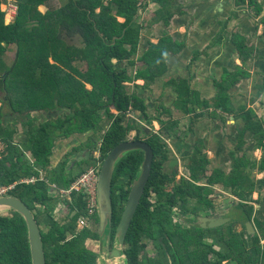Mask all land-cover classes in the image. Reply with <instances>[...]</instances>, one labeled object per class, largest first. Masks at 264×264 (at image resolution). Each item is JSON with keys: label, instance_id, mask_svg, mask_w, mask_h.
<instances>
[{"label": "trees", "instance_id": "1", "mask_svg": "<svg viewBox=\"0 0 264 264\" xmlns=\"http://www.w3.org/2000/svg\"><path fill=\"white\" fill-rule=\"evenodd\" d=\"M49 1L0 0V18L4 15L2 4L12 2L18 8L13 25L5 26L0 20V54L5 52L3 43L16 44L19 48L14 64L0 71V101L8 106L10 112L21 117L26 115L30 120L23 124L22 130L28 142L22 144V148L14 142L17 130L5 126L0 120V134L8 150L0 161V183L9 185L22 178L40 177L43 172L44 181L39 180L32 185L20 184L10 195L21 199L35 213L41 228L46 263L97 264L99 255L96 249L87 248L88 240L99 241L97 210L90 217L95 229L86 227L80 230L79 219L88 214L87 200L84 194L75 193L71 201H65L71 214L65 222H58L52 212L59 200L49 193V186L55 184L59 189H69L81 174L97 165L94 151L100 152L99 160L102 162L116 146L130 141L129 134L134 130L131 112L140 111L142 116L145 115V120L152 123L154 118L146 113L142 95L130 93L126 84L143 80L145 83L140 89H149L156 79L166 74L167 60L171 54L178 55L187 49V38L180 41L165 34L158 44L148 41L149 49L142 51L141 45L147 41H144L145 28L138 23V18L141 10L148 9L150 3L140 5V0H111L107 4L106 0H67L54 11H50ZM178 1L181 0H152L151 3L159 4L161 9L149 27L161 22L170 25L177 13ZM235 1L238 7H254L259 13L264 12L262 0ZM41 6L48 8L46 13L40 11ZM29 24L33 25L31 30L27 27ZM230 24V21L223 24L222 33L210 47L226 44L227 36L231 35ZM64 31L80 36L82 45L75 47L66 44L61 34ZM233 39L241 60L248 62L254 58L255 49L247 46L246 38L236 32ZM136 56L138 59H133ZM203 56L209 57L210 53L203 52ZM79 60L88 66L85 73L74 65ZM138 62L143 68L132 79L128 67ZM124 63L128 67L122 68ZM243 69L239 67L235 72L223 75L213 105L186 81L174 82L178 94L176 107L192 118L193 129L209 112L217 122V129L227 123L228 115H234L246 124L244 132H238L241 138L246 130L264 136V118L261 119L248 106L235 108L229 96L230 88L251 78V73ZM1 93H5L4 97ZM162 104L158 107L172 116V111ZM112 110L118 114H113ZM40 111L59 115L40 122L39 117H32L34 112ZM107 119L112 120V124L108 129H103L102 123ZM160 124L161 134L151 135L144 140L154 150L155 159L144 196L126 236V264H264V220L256 215L253 206L244 205L245 209H240L242 213L239 211V217L246 223L256 221L259 229L254 236L248 235L247 229L239 233L232 226L206 230L194 226L187 230L173 221L175 211L186 210L191 201L198 206L193 207L190 214L187 210V216H196L202 205L213 208V203L204 188L185 179L178 185L175 176L166 173L165 164L170 155L166 150V140L177 134L180 120L160 119ZM89 132L93 135L86 142L74 148L63 161L53 164L52 157L58 140ZM139 140L140 137L135 139ZM204 148V144L198 143L191 156L189 168L195 181L206 176L209 160L204 155ZM85 150L91 152L90 157L81 162L74 161L68 170L69 157ZM143 161L141 151H132L121 159L115 169L111 195V244ZM245 166V162H237L236 177L225 182L229 188L234 187L235 192L245 181L242 170ZM215 183L224 182L213 179L211 184ZM152 196L155 201H152ZM43 226L48 230L45 231ZM206 237L212 243H205ZM145 239L155 245L158 258L148 257L143 242ZM0 264H32L27 224L14 211L0 215Z\"/></svg>", "mask_w": 264, "mask_h": 264}, {"label": "crops", "instance_id": "2", "mask_svg": "<svg viewBox=\"0 0 264 264\" xmlns=\"http://www.w3.org/2000/svg\"><path fill=\"white\" fill-rule=\"evenodd\" d=\"M205 1H206V3H204V4L207 5L208 0H205ZM230 2H231V4L229 7L232 8V10H233L232 13L233 14L234 13L240 14V16L238 17V18H240V20L239 21L234 20L233 21L234 23L230 24L231 35L227 36L226 44L225 45H221V44L217 45L215 48L210 47L213 40L216 39L222 33L223 26H224L223 24L225 22H228L230 17L226 20H222V18L225 17L226 14L222 15V13H223L222 10H219V14H218V16H216V12H214L212 10L211 5H208L209 6V8L207 9L208 11L206 13L202 14V16H201L202 19H201V21H199V30H196L195 32H193L192 30L190 31V32H193L191 34L190 39H192V44H193L192 50H195V49L197 50L195 52L196 55L195 56L193 55V57H192V56L187 54L188 51H186V50L183 53L178 54V55L171 54V56L167 60V68L168 69H167L166 74L163 77L156 79L155 83L147 90L152 91L154 86L156 87L158 84L164 83V89L167 92L166 95L168 93H170L169 92L170 89H173L172 90L174 92L173 94H176L175 97L177 100L178 94L176 93V91L174 89V86H175L174 82H177L178 80H183V81H186L189 85H191L193 90L198 91L204 100L209 101L211 103V105H213V102L218 97V92H219L218 91V84L222 82L223 75L226 72H229V73L235 72L237 70V68L242 67V69L244 68L243 69L244 71H247V72L249 71L251 73V78L244 79V80H242L241 84H238L237 86H233L232 88H230L229 96H230L231 101L233 102V106L235 108H242V107H247V106L250 107L252 105L251 101H254V98H256L258 101L259 99H262L264 97V89L262 88L264 86V25L257 23L255 19L248 20V17H247L248 9H247V7L245 8V10L236 12V9H235L236 4H234V2H236V1L230 0ZM145 3H147V2H145ZM152 4H154L155 8H157L158 6L160 7L159 4H157L155 2L151 3V1H150L149 7ZM42 7L46 11L48 10V8L46 6L40 7V11L42 13H46V12H43L41 10ZM9 8H10V5H8V4H2L1 5V11L3 12L4 15L2 16V18H0V20H2V23H4L5 26L13 25L16 21V18H17V13H16V15H12V13L9 12ZM249 11H252V10L250 9ZM157 12H156V14H157ZM253 13H254V11H253ZM184 14H185V12H183V11L176 13L173 20L176 21L177 19H181V20L184 19L183 18ZM220 15H222V16H220ZM254 15H255V13H254ZM181 20H180V22H182ZM158 24H161V23H157L153 27H156V25H158ZM170 25H171V23H170ZM170 25H165L164 23L162 24V27H161V30H162L161 33L162 34L160 37L157 35V32H155L153 34L155 37H159V42H160L161 38L164 37L165 34H168V32H166L165 30H167V28ZM32 26L33 25L29 24L27 27H29V29L31 30ZM189 26H190V24L188 25V28H189ZM183 27L184 26L182 23H179V24H176L173 26V28L176 29L177 31L187 29L186 27H185V29ZM169 28L171 29L172 27H169ZM236 32L240 33L244 38L247 39L245 42L247 43V46L249 48L255 49L254 58L249 60L248 62L241 60L240 53L238 52V49H237L236 45L234 44L233 35ZM258 33H259V36H258ZM174 38H176V40H180V39H178V37H174ZM159 42L154 43V44H158ZM2 45L5 47V52L2 55L0 54V66H1L0 71H3L4 68L8 69L14 64V62L17 59V54L19 51V48L16 44L6 45L5 43H3ZM223 46H225V47H223ZM204 47H206V48L204 49ZM203 52H209L210 56L204 57ZM0 78H2V76H0ZM138 82L139 83L142 82V83H140L141 85H139L140 87L143 86L145 83L143 80H138ZM88 88H89V86H88ZM90 89H91V87H90ZM1 94H3V93H1ZM164 95L165 94L161 95V99L159 101V104L162 101V103L165 107L171 109V107L164 104L165 103V101H163ZM171 96H169V94H168V97H171ZM257 105L259 107V103ZM173 106L175 107V105H173ZM3 107H4L3 102L0 101V120H1V122H3V124L5 126H10V127L14 128L15 130H17V135H15L14 142L16 143V145H20V148H22V144H25L28 142V141L25 142L26 139L28 140V137L24 134V132L22 130V124H24L25 121H22V123L18 122V124H20V126H21L20 133H22V134H19L18 124L13 123L14 121L13 120L11 121V117H8V116H16V113H14V112L13 113L12 112L11 113H3L4 112ZM176 108H178V107H176ZM34 114H32V117L34 116ZM35 116H37V115H35ZM18 118H20V117H18ZM19 120L20 119H18V121ZM177 120H180V119H177ZM203 120L205 121V124H206V127H205V125L203 126V128L205 127V129L207 131L205 133H209L210 136H212V143H211L212 147L209 145V143L207 144L208 141H206V140L199 139L198 143H202L204 141V147L210 148V152H212V153H210V157H209L210 160L212 161L211 166H212V168L219 170L217 177H214V179H218V180L220 179L221 181H225V180H227V178H229L227 176L230 175L229 170H231V169H228V166L226 163H229V160H230L229 155H230V153H232V150L234 149V142L231 139L230 135H227L225 132H222V131L214 132V129L212 128L213 127L212 124L214 125L213 122H216V121L212 119V116L209 112H207L206 115L198 121L199 123L197 122L196 128H197L198 124L202 125L201 121H203ZM39 121H40V118H39ZM181 122H182V119L180 120L179 125H181ZM199 130H200L199 132H201V130H202L201 126H200ZM191 131H194V129L192 128ZM178 134H179V129L177 131V134L173 135L172 138L168 139L167 141H170V143H173L174 141H181V139H182V141L179 142V146L183 147V143H184L183 141L185 139L182 137L181 138L178 137ZM181 134H182V132H181ZM216 134H219V135L215 136ZM83 135H86V134H83ZM70 138H72V136L69 138L58 140L56 143V146L54 148V152H55V149H58L61 152L62 157H63V155L66 154L67 150L70 148V143H69V146L67 145L68 141H70L69 140ZM186 146H187L188 151L192 152L191 155L194 153V151L197 147V145H196L195 148H192V146L187 143L185 145L184 149H182V150H185ZM7 152H8V150H7ZM69 153H67L65 155V157ZM58 161L59 160L57 159V161H55L53 164L57 165ZM69 163H70V161H69ZM225 173H227V174H225ZM254 178H256L255 175L252 176V179H254ZM263 178H264V175L262 174V175H258V178H256V179H257V181H261ZM220 185H224V184H220ZM259 197H260L259 192H256L254 195L251 196V198H254V199H258ZM219 204H220V201H218L217 205L220 206ZM227 207L228 206H226V208ZM222 208H225V207L223 206ZM256 211L259 212L260 217L262 218V220H264V205H261V206L257 205ZM239 215L240 214L235 215L236 218L240 221L235 225V230L239 233H242L245 231V229H247L248 235L250 234V236H252V233H250L249 229H248L249 222L246 223L247 222L246 220L243 221L242 218L239 217ZM65 216H66V214L63 217H65ZM223 217H225V216L223 215ZM88 242L93 243V240H88L87 246H89ZM263 243H264V241H263ZM100 263H101V260H98L97 264H100ZM226 263H228V262H226Z\"/></svg>", "mask_w": 264, "mask_h": 264}, {"label": "rangeland", "instance_id": "3", "mask_svg": "<svg viewBox=\"0 0 264 264\" xmlns=\"http://www.w3.org/2000/svg\"><path fill=\"white\" fill-rule=\"evenodd\" d=\"M108 1H111V0H106V4L108 3ZM150 1H152V0H140V5L141 4L144 5L145 2L150 3ZM66 2H67V0H50L49 3H48V6L50 8V11H54V10L60 9ZM178 3H179L180 7H178V9H177V13L183 11V12H185L186 15L184 14V16H183L184 19H182V20L181 19H177V20L175 19L176 21H174V20H173L174 22L171 21L170 22L171 25L169 27H172V28L170 29L168 27L167 30H165V31L168 32V34L170 36L178 37V39H180V41H183L185 39V37H186L187 38V49H186V51H188L187 54L192 56V57H193V55L194 56L196 55L195 52L197 50L196 49L192 50L193 44H192V39H190V37H191V34L193 32H195L196 30H199V21H201V19H202V17H201L202 14L206 13L208 11L207 10L209 8L208 5H211L212 10L214 12H216V16H218L219 10H222V12H223L222 15L226 14V16L222 18V20L228 19L233 14L232 13L233 12L232 8L229 7L230 4H231L230 0H208L207 5L204 4V3H206L205 0H181V1H178ZM262 3H264V2H262ZM234 4H235V2H234ZM158 7L155 8L154 4H152L146 11H145V9H142L141 12H140V18H138V23L142 24L144 26V28H145L144 41H147V42H143L142 43V45H141V50L142 51L144 49L145 50L149 49L150 45L148 44V41H150L152 43L159 42V37L162 34L161 33V31H162L161 27H162V24H163L162 22H161V24L156 25V27H153V26L149 27V23L152 22L153 20H155L154 18L156 17L155 16L156 12L161 8V6L159 8ZM235 8H236V6H235ZM41 10L43 12H47L43 7H42ZM222 15H220V16H222ZM237 15L238 14H236V13H234L232 15V17H233V20H231L232 23H234L233 22L234 20H238V21L240 20V18H235ZM247 17H248V20L255 19L257 23H260V19L257 18L256 15H254L253 10L252 11H249V10L247 11ZM180 20L182 22H180ZM175 23L176 24L182 23L183 26H184L183 28L185 29V27H186L187 29L186 30H180V31L178 30L177 31L176 29L173 28V26L176 25ZM189 24H190V26L188 28ZM191 30L193 32H190ZM155 32H157V35L159 37H155L153 35ZM61 34H62V40L66 44L71 45V46H75V47L76 46L78 47V46L82 45V38L80 36H78V35H69L66 31L62 32ZM206 47H204V49ZM133 59L137 60L138 56L134 57ZM74 65L77 66V68L82 73H85L88 70V66H87L86 62H84L82 60L81 61L80 60L77 61ZM126 66H127V63H124L122 68H124ZM142 68H143V65L141 63H139V62L137 64L133 65V66H129L128 69H129V74H130L131 78L134 79V76L136 75V72L138 70L142 69ZM131 82L132 83L126 84L127 87H128L129 92L130 93H139V94L142 95V99L145 101L148 114L154 118L153 124L151 126L145 125V127L150 131L151 134L154 133V132H152L153 130L155 132H158V130L160 129V119L164 121L169 116L162 110V108L158 107L159 101L161 99V95H163V94H165L164 95V100H163V101H165L164 104H166L167 106L171 107L173 118L174 119H180V120L182 119L181 125L179 126L178 137H180V138L182 137V138L185 139L183 141L184 142L183 143V147L179 146V142H181L182 139H181V141H174L173 143H170V141H167L166 150H168V151L170 150V151H172V153L175 152V155L177 157H179V159H180V165H179L180 172H182V173L186 172L185 167H183L185 162L183 160L182 155L190 157L192 152L188 151L187 146H186L185 150H182V149H184L185 145L188 143V144H190L192 146V148H195L196 145L198 144L199 139H202V140L208 141L207 144L209 143V145L211 146L212 136H210L209 133H205V132H207L206 129H205V127H206L205 121L204 120L201 121L202 125L198 124L197 128H196V124H197L196 123L195 126H194V131H191V129H192V118L190 116H188V115L186 116L180 109L176 108V104H175L176 103V97H175L176 94H173L174 93L172 91L173 89L169 90L170 93H168V94H169V96H171V95L172 96L168 97V94L166 95L167 92L164 89V83H162V84L160 83L156 87L154 86L152 91H149V90H141L140 89L139 85H141L140 83H142V82L139 83L137 80H134V81H131ZM89 88H90V86H89ZM4 94L5 93L1 94V96L4 97ZM161 104H162V101H161ZM173 105H175V107ZM3 110H4L3 113H11L7 105H4ZM64 112H65V110H63V113ZM34 113H33L34 114L33 117L34 118L39 117L40 118V122H46V121H48L50 119L57 118L58 114H59V113H46L44 111H40V112H37V113L34 112ZM112 113L113 114H118L114 110H112ZM35 115H37V116H35ZM8 117H11V121L13 120L14 121L13 123H17V124H18V122L22 123V121H25L24 123H27L26 121H30V120H28L29 117H27L26 119L24 117L23 118L21 117L23 120H21V118H18L16 116H8ZM155 117H158V120H155ZM159 117H160V119H159ZM18 119H20V120L18 121ZM213 123H214V125L212 124V126H213L212 128L214 129V132L222 131V132H225L227 135H230L231 139L234 142V147L236 148L238 143H239V133L238 132L240 131L241 128L244 127L243 121L242 120H238V119H236L234 117H230L229 118V122L226 123V124H222V128L221 129H217L216 128V125H217L216 122H213ZM102 124H103L102 125L103 129L104 128L108 129L110 127V125L112 124V120H110V119L104 120V122ZM204 125H205V127L203 128ZM200 126L202 127L201 132H199L200 131L199 130ZM22 129H23V124H22ZM20 131H21V126H20V124H18V132H19V134H22V133H20ZM103 132L104 131L102 130V133ZM181 132H182V134H181ZM91 135H93V133L89 132L88 134L81 136L79 139L72 138L71 139V143L68 141L67 144L70 143V148L67 150L66 154L69 153L73 149V147H75V146L77 147L81 143L86 142V140H88V138ZM218 135L219 134H216L215 136H218ZM140 137L141 138H145L146 135H141ZM136 138H137L136 132H132L131 131L130 134H129V139L130 140H135ZM245 140H246V147L247 148L245 147L244 149H246V151L248 152V148H250V147L252 148L253 147V142L252 141L253 140L255 141L256 139L253 137L252 134H246ZM27 141L28 140L26 139L25 142H27ZM99 147H100V145H99ZM207 150H209L208 153H209V156H210V153H212V152H210V148H208ZM177 151H180V152H177ZM66 154H64L63 157H62L61 152L58 149H55L54 155L52 157L53 163L55 161H57V159L59 160L57 163H60L61 161H63V159H64ZM27 155H28L29 159H32L30 154H27ZM93 155H94V157L96 159H100L101 158V155H100L99 151L94 152ZM254 155H256L257 157H261V153L260 152H256V154H254ZM248 160H250L249 157L247 158V161ZM73 162H74V158L72 159V162H71L72 165H73ZM72 165H71V167H72ZM68 167H69V165H68ZM172 168H174V167H169L168 168V166H167L166 167V172L167 171L168 172L173 171ZM168 187L170 189H173L170 186H168ZM49 189H50V187H49ZM65 201H68V200H65ZM152 201H155V197H153V196H152ZM69 211H70L69 207L66 206L65 212H69ZM6 213H8V212H6V211L2 212L0 215L6 214ZM175 215L180 216V213L177 212V214L175 213ZM177 217L176 218L174 217L175 221L176 222H181L183 224L181 219L177 218ZM55 220L63 223V222H65L67 220V217L66 218L56 217ZM91 227H92V229H95L94 222L91 224ZM43 229L45 231H47L48 227L43 226ZM98 232H99V230H98ZM143 242L146 244V249L145 250H146V253H147L148 257L158 258L159 254H158V252L154 251L153 243L150 242L147 239L143 240ZM88 243H89V246L87 248L88 249H91V248L94 249L95 248L96 252L99 255V252L101 251L100 247H99V245H100L99 241H93V243L92 242H88ZM125 248H126V246H125ZM118 249H120V248L118 247ZM103 251L104 250L102 249V252ZM100 259H101V257L99 256L98 260H100ZM107 263L108 262H106L105 264H107ZM108 264H126V262L124 261L123 258L115 257L114 259L112 258V260Z\"/></svg>", "mask_w": 264, "mask_h": 264}, {"label": "flooded vegetation", "instance_id": "4", "mask_svg": "<svg viewBox=\"0 0 264 264\" xmlns=\"http://www.w3.org/2000/svg\"><path fill=\"white\" fill-rule=\"evenodd\" d=\"M262 2H264V0H262ZM262 4L264 6V3H262ZM245 8L246 7H244V6L238 7L236 5L235 9H236V12H239V11L245 10ZM247 9L253 10L255 15L257 16V18L260 19V24L264 25V12L259 13L254 7L253 8L248 7ZM239 16L240 15L238 14L235 18H238ZM231 20H233L232 16H230V19H229L230 23H232ZM258 36H259V33H258ZM254 100H255V102L251 101L252 105L249 108L254 109L256 111V113L258 114V116L261 119H263L264 118L263 98L259 99L258 101L256 98H254ZM258 103L260 105L259 107L257 106ZM146 113H148L147 108H146ZM130 115H131L130 119H131L132 125L134 127V130H132V132H136L137 137H140L141 135H146L145 138L140 137V140L144 141L147 138H149L151 135H155L158 133L161 134V129H162L161 124H160V129L158 130V132H155L153 130L152 132H154V133H152V134L150 133V131L145 127V125L151 126L153 124V121H152V123H149V121H146L145 115L142 116L140 111H137V110L133 111L130 113ZM16 117L21 118V116L17 115V114H16ZM23 117L27 118L26 115H23L22 118ZM61 117H63V114L61 115ZM230 117L236 118L234 115H228L227 116V123L229 122ZM171 118L174 119L173 116L169 115L168 118L165 119L164 121H167L168 119H171ZM243 123H244V127L240 129L239 133L244 132V129L246 128L245 122H243ZM262 130L264 132V125H263ZM246 134H252L253 137L256 139L255 141L254 140L252 141L253 147L248 148V152L246 151V149H244L246 147V140H245ZM245 136L243 138H241V136L239 134V143H238L236 148L234 147V149L232 150V153H230V155H229L230 160H229V163H226V164L228 166V169H231V170H229L230 175L227 176L229 178H227V180L223 181L224 185H220L222 183L211 184L214 177H217L219 170L214 169L211 166L212 161L209 158L210 157L209 153H208L209 150H207L208 147H206L204 149V155H207L208 160H209V164L207 166L206 176L202 180H198V181H195L193 179L191 170L189 168V166L191 165V162H192V157H191L192 155L190 157L182 155L183 160L185 162L183 167H185V169H186V172L182 173L179 170V165H180L179 157H177L175 155V152L172 153V151H170V150L168 151L171 154L168 156L169 160L166 161L165 170H166L167 166H168V168L169 167H174V168H172L173 171H171V172L167 171L166 173L169 176H175V182L178 185H180L182 183V180L185 179L189 182L194 183L198 187L204 188L205 194L209 193L208 194L209 199H211V201L213 203V208L202 205L201 208H199V210H198L199 212H197L196 216H193V215L187 216V210H189L188 213L190 214L191 209L193 207L198 206V204L194 203L193 201H191V203H189V206L186 210H184V211L183 210L182 211L176 210L175 213L177 214V212H179L180 216H178V215H175V216L176 217L178 216L177 218H180L181 221L183 222V224L181 222H176L175 219L173 221L175 223H178V225L183 227V229L188 230V229H191L192 227L194 228V226H199L201 229L206 230L208 228H211V227L207 226V225H210V223H209L210 220L219 219L223 215L225 216L224 219L227 222H225L223 225H220V227L221 226H227V227L232 226L235 229V225L238 222H240L236 218L235 215L239 214V211H240V213H242L240 209H245L244 205L253 206V207H255V210H256L257 205H260V206L264 205V178L261 181H257V179H256V178H258V175H262V174L264 175V136L259 135V134L257 135L256 132L249 131V130L245 131ZM202 143L204 144V141ZM166 144H167V140H166ZM79 146H77V147H79ZM74 148H76V146L73 147V149ZM88 152H90V151L85 150L84 152L74 153L73 155H71L69 157L70 163L72 162L73 158H74V161H76V162H81V161H84V159L89 158L90 156L87 157ZM94 152H96V151H94ZM177 152H180V151H177ZM256 152H260L261 157H257L256 155H254V154H256ZM248 157L250 158V160L247 161ZM79 159H81V160L79 161ZM237 162H240V163L245 162L246 166L244 168H242L243 175L245 176V181L242 185L238 186L237 192H235L234 187L230 186V188H229L228 186L225 185V182L228 183L233 178L236 177L235 170H236ZM225 174H227V173H225ZM253 175H255L256 178L252 179ZM256 192H259L260 197L258 199L251 198V196L254 195ZM49 193L52 194L53 192L49 189ZM58 200L60 201L59 197H58ZM218 201H220V204H219L220 206L217 205ZM222 205L225 208H222L223 207ZM226 206H228V207L226 208ZM41 208L44 209V207H41ZM256 215L262 220L259 212H257ZM201 218L206 219V221L201 220ZM207 221H209V222H207ZM252 225L254 226V228L256 227L255 230L257 233L259 226L256 223V221H252ZM211 229H213V228H211ZM247 233H248V230H247ZM256 233L252 234V236H254ZM204 242L205 243H212L211 239L208 237L204 238ZM153 247H154V251L158 252V250L156 249L154 244H153Z\"/></svg>", "mask_w": 264, "mask_h": 264}, {"label": "water", "instance_id": "5", "mask_svg": "<svg viewBox=\"0 0 264 264\" xmlns=\"http://www.w3.org/2000/svg\"><path fill=\"white\" fill-rule=\"evenodd\" d=\"M263 114H264V97H263ZM83 134H76L72 138L79 139ZM70 138L69 142L71 143ZM69 146V144H67ZM67 147V146H66ZM132 151H141L144 156V161L141 166V171L138 174L128 196V200L124 206L119 225L116 229V235L114 242L111 244L112 235V179L115 169L121 159ZM91 155L88 152L87 157ZM155 155L152 147L145 141L130 140L123 142L116 146L111 153L105 158L100 168L98 182H97V213L99 216V256L101 257V263L105 264L110 262L112 258H123L126 262V255L124 253L126 236L131 227L132 221L135 217L140 202L144 196L150 175ZM81 159H79L80 161ZM72 163H70L68 170H70ZM53 198H57V192L52 194ZM67 204L61 200L54 207L52 212L54 218H62L67 212H65ZM14 211L20 214L27 224L30 252L32 257V264H47L41 234V228L29 207L18 197L7 196L0 198V214L2 212ZM205 220L206 219H202ZM209 222V221H207ZM227 222L223 216L219 219L210 220L211 228L218 227ZM249 232L254 234L256 230L252 223L248 224ZM113 245V248H112ZM118 247L120 249H118ZM112 248V249H111ZM102 249L104 250L102 252ZM112 257V258H111ZM107 263V264H108Z\"/></svg>", "mask_w": 264, "mask_h": 264}, {"label": "built area", "instance_id": "6", "mask_svg": "<svg viewBox=\"0 0 264 264\" xmlns=\"http://www.w3.org/2000/svg\"><path fill=\"white\" fill-rule=\"evenodd\" d=\"M10 5L9 12L12 15H16L17 13V6L14 4L9 3ZM7 155V144L2 139L0 135V161L4 159ZM102 162L97 159V165L90 167L86 172L81 174L70 186L69 189H59L55 184H51L50 190L54 193L57 192V195L60 197L61 200L71 201L73 194H84L87 200V216H83L79 219V229L83 230L84 228H91L92 217L97 210V182L99 177V172L101 168ZM39 180L44 181L45 177L43 172L40 173V177L33 176L28 178H22L12 184L4 185L0 183V198L12 196L10 195L12 191L20 184H27L32 185L36 184ZM52 193V194H53Z\"/></svg>", "mask_w": 264, "mask_h": 264}, {"label": "clouds", "instance_id": "7", "mask_svg": "<svg viewBox=\"0 0 264 264\" xmlns=\"http://www.w3.org/2000/svg\"><path fill=\"white\" fill-rule=\"evenodd\" d=\"M96 160H97V159H96ZM103 161H104V160H103ZM103 161H102V163H103ZM101 166H102V165H101ZM58 197H59V196H58ZM58 197H57V198H58ZM59 198H60V197H59ZM60 201H61V199H60ZM60 201H59V202H60ZM67 206H68V205H67ZM70 214H71V212L69 211V212L66 213V216H65V217H62V218H66V217H68ZM92 223H93V222H92ZM91 228H92V227H91Z\"/></svg>", "mask_w": 264, "mask_h": 264}]
</instances>
